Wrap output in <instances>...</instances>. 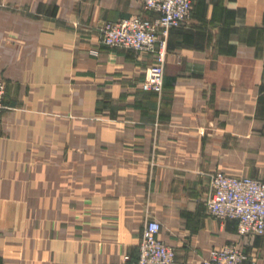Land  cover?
<instances>
[{
  "label": "crops",
  "instance_id": "0c3cea01",
  "mask_svg": "<svg viewBox=\"0 0 264 264\" xmlns=\"http://www.w3.org/2000/svg\"><path fill=\"white\" fill-rule=\"evenodd\" d=\"M143 0H0V264H133L147 220L205 264L264 233L206 205L210 174L264 179V0H195L170 29L162 95L152 54L101 42Z\"/></svg>",
  "mask_w": 264,
  "mask_h": 264
},
{
  "label": "built area",
  "instance_id": "2783aa9c",
  "mask_svg": "<svg viewBox=\"0 0 264 264\" xmlns=\"http://www.w3.org/2000/svg\"><path fill=\"white\" fill-rule=\"evenodd\" d=\"M195 0H143L150 15H132L100 25L101 42L112 48H128L152 54L154 62L147 68L144 85L162 95L170 29L191 21ZM6 80L0 75V114L5 108ZM208 211L221 220H237L238 233L251 236L264 233V179L250 175H233L224 171L210 174L206 201ZM161 223L146 221L133 264H175L177 251L160 237ZM205 264H258L239 244L229 242L214 247Z\"/></svg>",
  "mask_w": 264,
  "mask_h": 264
}]
</instances>
